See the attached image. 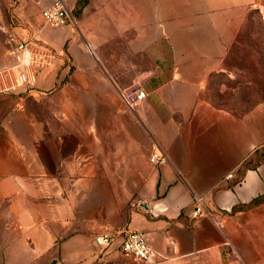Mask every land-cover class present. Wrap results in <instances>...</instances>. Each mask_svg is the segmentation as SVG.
<instances>
[{
	"label": "crops",
	"instance_id": "crops-1",
	"mask_svg": "<svg viewBox=\"0 0 264 264\" xmlns=\"http://www.w3.org/2000/svg\"><path fill=\"white\" fill-rule=\"evenodd\" d=\"M35 1L0 0V28ZM68 3L84 6L80 32L48 42L17 25L12 48L0 41V70L16 63L15 39L35 34L54 54L34 84L0 90V264H235L234 248L264 264V202L250 204L264 195V157L245 165L264 147V64L229 62L264 1ZM137 87L146 96L132 110L121 91ZM44 98L61 127L10 125L13 109L25 116ZM126 228L144 234L151 259L127 256L120 238L96 245Z\"/></svg>",
	"mask_w": 264,
	"mask_h": 264
},
{
	"label": "built area",
	"instance_id": "built-area-1",
	"mask_svg": "<svg viewBox=\"0 0 264 264\" xmlns=\"http://www.w3.org/2000/svg\"><path fill=\"white\" fill-rule=\"evenodd\" d=\"M262 18L264 19V8L259 6ZM70 7L68 0H52L42 10V17L45 23L51 27H62L70 20ZM13 56L16 63L0 70V90H14L20 86L34 84L36 72L46 67L54 57L52 49L41 38L33 36L24 39H15ZM121 96L129 108L135 110L145 98L146 91L142 88H130L121 91ZM168 157L164 153H154L151 161L164 163ZM232 176V175H231ZM196 212L205 213L202 202L196 196ZM164 208L159 209L163 210ZM155 213V212H153ZM120 238V250L127 256L136 260H149L153 257V248L147 242L144 234L129 228L123 229L118 234L111 233L97 234L94 238L100 250H107L113 242Z\"/></svg>",
	"mask_w": 264,
	"mask_h": 264
},
{
	"label": "rangeland",
	"instance_id": "rangeland-1",
	"mask_svg": "<svg viewBox=\"0 0 264 264\" xmlns=\"http://www.w3.org/2000/svg\"><path fill=\"white\" fill-rule=\"evenodd\" d=\"M82 1L87 2L88 0ZM39 2L40 0H37V2L35 1L36 6L31 7L30 12L27 13V16L22 20V22L19 23L17 21L11 20L9 22L3 23L2 25L6 26L7 29L4 30L0 28V41L5 40L8 43L10 41L9 38L11 37L12 33L11 26L17 25L29 29L30 27L33 28V26L36 24V26L41 29L40 36L46 39L48 42L50 41L44 34L55 32L57 30H60V28L67 27L73 32L81 31L78 17L80 16L84 6L70 8V20L64 26L51 27L47 25L44 18L41 17V11L46 5H44L43 1L41 3L42 5H40ZM33 12H35V14ZM252 12L253 13H251L249 16V21L245 24L243 31L240 32L237 41L234 43L235 48H243L245 52L244 54H233L230 57L229 62H233L236 64H264V21L259 11L253 9ZM34 19L35 21H33ZM31 36L33 35H30L29 37ZM12 42L14 43V40ZM8 44L12 48V44ZM253 89L255 88H250L251 93ZM262 89L264 88L260 87V93ZM26 106L27 108L25 116L20 113L21 107H17V109L12 110L10 118L11 126L15 128H21L22 126H28L29 124H32L43 129H47L50 127H61L64 124L59 116L54 113V111H56L55 103L51 102V100H49L48 98L40 99L38 102L29 101ZM261 200L262 202H264V197ZM42 203L43 207H49L51 205L50 195L46 194V196L42 199ZM232 254L235 260H237V262L235 261V264H251L248 262L244 263L241 260V256L236 248H234Z\"/></svg>",
	"mask_w": 264,
	"mask_h": 264
},
{
	"label": "trees",
	"instance_id": "trees-1",
	"mask_svg": "<svg viewBox=\"0 0 264 264\" xmlns=\"http://www.w3.org/2000/svg\"><path fill=\"white\" fill-rule=\"evenodd\" d=\"M260 154V157H258V160L256 161V162H253V161H247L246 163H245V165L246 166H256V165H258L260 162H261V160L263 159V157H264V147H263V149H262V151L259 153ZM242 177V176H241ZM241 177H239V180L241 179ZM264 196L263 195H261V196H259V197H257V198H255L250 204L251 205H253V204H257V203H260V202H262V198H263Z\"/></svg>",
	"mask_w": 264,
	"mask_h": 264
}]
</instances>
